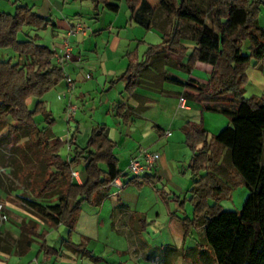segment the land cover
<instances>
[{
  "label": "trees",
  "instance_id": "16d2710c",
  "mask_svg": "<svg viewBox=\"0 0 264 264\" xmlns=\"http://www.w3.org/2000/svg\"><path fill=\"white\" fill-rule=\"evenodd\" d=\"M97 1L114 12L120 8V0ZM13 3L14 12L0 10V49L11 48L19 54L17 62L0 59V186L8 194L21 189L14 197L52 226L73 224L83 203L99 204L112 181L123 174L117 143L105 124H97L86 146L74 145L66 158L62 156L64 141L55 133L56 119L43 99L65 79L62 63L39 33L51 20L20 0ZM127 4L131 20L150 28L156 9L149 1L127 0ZM159 7L175 21L163 34L164 40L149 47L147 58L169 50L188 55L187 62L179 63L185 69L191 70L199 61L210 64L206 83L189 79L188 84L198 90L203 110L220 111L229 118L212 135L203 122L188 127L194 151L190 164L194 212L193 218L183 219L186 234L202 226L205 234L200 244L213 251L219 264H264V100L244 93L247 67L264 55L260 24L264 0H161ZM186 27L196 41L191 53L181 41ZM165 59L169 61L167 55ZM135 65L132 60L130 76ZM211 97L221 104L207 99ZM39 114L44 116L42 126L36 120ZM23 140L26 143L20 146ZM20 154L25 162L19 164ZM78 165L87 174L83 183L75 182L72 174ZM2 174L15 185H6ZM130 181L154 184L157 177L151 172ZM241 182L249 189L241 210H226L211 201L229 196L232 185ZM173 198L181 199L180 195Z\"/></svg>",
  "mask_w": 264,
  "mask_h": 264
},
{
  "label": "crops",
  "instance_id": "0c3cea01",
  "mask_svg": "<svg viewBox=\"0 0 264 264\" xmlns=\"http://www.w3.org/2000/svg\"><path fill=\"white\" fill-rule=\"evenodd\" d=\"M148 1L154 9H160V22L156 18L150 28L131 20L127 0L117 1L120 4L117 12L104 7L97 0H89L88 3L86 0H20L51 20V24L43 29L50 40H41L43 43H49L52 50L58 47L60 51L64 39L72 44V55L62 64L65 79L43 97L53 115L57 110L62 111V121L69 125L67 134L55 128L57 121L53 127L64 141L62 156L66 158L74 145L86 146L93 127L105 124L109 136L117 143L115 152L118 166L123 172L124 187L136 184L130 181L135 175L125 170L132 157L145 151L160 153L152 171L157 183L138 186L140 189L145 185L154 186L169 205L171 201H178L173 196L179 194L168 193L164 183L162 187L159 186L160 182H164L162 169L169 162L189 161L190 167L194 151L190 145L188 127L203 122L209 129L206 112L220 113L215 118L218 129L225 127L229 118L220 111L203 110L198 90L188 84L189 79L206 83L212 70L210 64L199 61L191 70L185 69L179 63L187 62L188 55L182 56L169 50L147 58L149 47L162 42L163 34L168 33L173 25L166 30V12L159 7L161 0ZM0 10L14 12L13 0H0ZM77 24L82 28L70 33V30L77 28ZM49 28L51 31H47ZM153 28L163 33L161 41L153 42L149 37ZM181 41L189 47L188 53L196 46V41L191 37L184 35ZM166 55L169 61H166ZM132 60L137 66L134 76L128 73ZM246 74L245 96L264 100V91L257 89L259 78L264 80V55L252 59ZM68 78H71L72 84ZM70 102L79 106L74 119H69L67 115ZM167 131L170 134L167 135ZM218 131L209 133L212 135ZM164 139L171 140L152 151L151 147ZM70 141L71 147L68 146ZM74 170L80 174L79 178L74 177V181L83 183L87 178L85 170ZM230 172L234 175L233 170ZM223 181L228 182L227 179ZM240 184L246 186L243 182ZM0 193L3 204L0 209V264H140V257L159 264H201L202 260V264L218 263L213 251L200 244L205 234L202 226L195 227L196 245L188 247L196 252L186 251L188 248L185 246L171 242L147 245L140 250L137 244L142 241L140 235L148 224V216L143 211H133L131 214L138 217L137 224L127 228L126 223L133 220L126 213L130 205L120 198L112 202L109 217L118 222L125 220V225H118L116 230L126 235L130 247L126 252L122 248L106 249L102 245L105 244L102 230L106 227L107 217L102 221L100 213L85 212L84 204L103 209L109 198L120 195L115 186L99 204L84 202L73 224L60 223L57 226H52L14 197L21 193V189L8 194L0 186ZM230 196L232 193L223 198ZM3 214L6 217H2Z\"/></svg>",
  "mask_w": 264,
  "mask_h": 264
},
{
  "label": "rangeland",
  "instance_id": "374dc122",
  "mask_svg": "<svg viewBox=\"0 0 264 264\" xmlns=\"http://www.w3.org/2000/svg\"><path fill=\"white\" fill-rule=\"evenodd\" d=\"M151 1L154 2L156 0H151ZM86 2L88 3L89 0H86ZM159 10L156 9V12L153 14V20L155 21L157 18L156 21L158 23L160 22V20L158 19ZM163 11L166 12L164 9ZM166 20L167 22L165 28L168 31L171 25L173 24V22L175 21V19L172 14H168L166 12ZM166 20L164 19V21ZM208 23H210L209 20ZM260 23L261 25L264 26V8L262 9V13L260 14ZM50 29L51 28H49L47 31H51ZM32 33L34 34L35 32ZM39 33L41 34V40L43 42L44 40H46V42H49L50 36L46 34L45 30L42 29L39 31ZM162 34L163 33L158 28H153L150 31L149 37L152 38L153 42H158L162 40L163 38ZM184 35L187 37H191V31L189 27H186L184 29ZM244 51L246 53L249 52L248 45L244 46ZM9 58H12L14 62H17L19 58V54L11 48L0 49V59L6 60ZM259 80L260 81L257 84L258 86L257 89L264 91V80L261 81V78H259ZM207 99L212 100V102H214L215 104H221V102H219V100H217L216 98L211 97ZM35 101L36 99L34 98L30 100L32 106L34 105ZM206 113H207L206 124L209 128L208 130L211 132H216L217 130L220 131L221 129H218V127H216L218 123L215 120L216 116L220 115V113H215V112H206ZM54 117L56 118L57 121V126L55 128L57 129L59 128V130H63V132H66L65 134H67L69 132V125L66 121L64 122L62 121L63 118L62 111L61 112H59L58 110L55 111ZM36 120L38 123L40 122L41 123L40 126H42L43 125L42 122L44 121V116L42 114H39L36 116ZM68 138L69 136L67 137V139ZM168 140L164 139L163 141L154 144L151 147L152 151L156 148L165 146ZM25 143L26 141L23 140L20 141L19 145L23 146ZM165 158L166 157H164L163 160ZM10 161L11 160L8 159L6 162H10ZM17 162L19 164L24 163L25 162L24 155L20 154L19 161ZM187 162L188 163L169 162L166 164V166H163L162 172H164V178H163L164 182H160L159 186L162 187L164 183V187L166 188V191L168 193L171 192L173 194L177 193L182 197L178 201H171L169 205L163 200V197L160 195V193H157L154 186L145 185L143 189H140L139 186L136 184L135 185L130 184L126 187H119V188L116 187V190L119 191L120 195L113 196V198H109L105 206H103L104 207L103 209L100 207L96 208L90 206L87 203L84 204L85 212L93 211L95 213H100L102 215V221L105 219V217H107V221H105L106 227L102 230V235H103L102 240L105 242V244L102 245H105V247H107L106 249H111V247L115 249L122 248L125 249L126 252V250H128V248L130 247V242L126 237V235L121 234L116 230V228L118 229V225L119 227L120 226L123 227L125 225V220H123L122 222H118L117 220H114V218L109 217V215L111 214L110 209L112 208V204H113L112 202H116L118 198H120L122 202L128 203L130 205L129 208H126V213L127 216H131L132 218L130 219L133 220L132 222L129 221L126 223L127 228H130L135 224H137L138 217L136 218L135 215L133 216L131 214L133 211L140 210L145 212L148 216L147 218L148 224L146 225L145 229L142 231L140 235L142 237V241L137 244L140 247V250H142V248H146L147 245L150 247L160 244L162 242H171L176 245L185 246L186 248L196 245L195 238L197 234L195 232V227L191 228L192 229L191 234H186V228L183 220L186 216H188L189 218H193V212H194V205L191 201V196H192L191 190L194 179H192L191 169L189 167V161ZM120 167L122 169L124 168V164L122 162ZM76 169L83 170V167L81 165H78L76 166ZM125 170L128 171L127 168ZM2 176L4 177V183H6V185H10V184H12L13 186L15 185V182H11V177L8 178L4 174H2ZM12 177L14 176L12 175ZM231 193L232 196H230L229 198H221L218 200L212 197L211 200L215 202L218 201L223 209L241 210L245 200L249 196V189L247 188V186H242L241 184H233L232 191L230 192V194ZM186 251L196 252L191 248L186 249ZM126 256L127 255L125 254V257ZM140 259H141L140 264H159L147 260L143 257H140ZM215 264H219V263H215Z\"/></svg>",
  "mask_w": 264,
  "mask_h": 264
},
{
  "label": "built area",
  "instance_id": "2783aa9c",
  "mask_svg": "<svg viewBox=\"0 0 264 264\" xmlns=\"http://www.w3.org/2000/svg\"><path fill=\"white\" fill-rule=\"evenodd\" d=\"M81 28H82V26L80 24H77V28L70 30V33H75L76 30H79ZM59 48L61 49V51L58 50V47H56L53 49V52H54L55 58L63 64V62L65 60H68L72 55V44L68 39H64ZM68 81H69V83L72 84L71 78H68ZM182 101L184 102L183 98H182ZM78 108H79V106L75 102L74 103L70 102L68 104L67 115H68L69 119L76 114ZM166 134L167 135L170 134V131H167ZM71 144L72 143L70 141L68 143V146L71 147ZM159 157H160L159 152L145 151L142 155L139 154V155L132 157L127 169H128V171H130L131 173H133L134 175H137V176H142V175H145L147 173H151L153 171L154 164L156 163V161ZM72 174L75 178H79V176H80L79 171H77V170H73ZM111 185L118 187V188L124 187L125 183L123 181L122 175L117 176L112 181ZM2 205H3L2 202H0V209L2 208ZM2 217H6V215L3 214Z\"/></svg>",
  "mask_w": 264,
  "mask_h": 264
}]
</instances>
